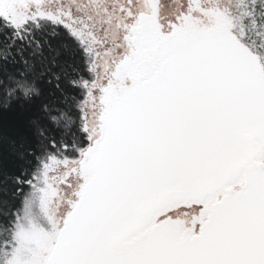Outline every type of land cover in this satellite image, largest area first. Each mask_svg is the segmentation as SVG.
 Listing matches in <instances>:
<instances>
[{"label": "snow or ice", "instance_id": "6c2138e0", "mask_svg": "<svg viewBox=\"0 0 264 264\" xmlns=\"http://www.w3.org/2000/svg\"><path fill=\"white\" fill-rule=\"evenodd\" d=\"M0 264H264V0H0Z\"/></svg>", "mask_w": 264, "mask_h": 264}]
</instances>
